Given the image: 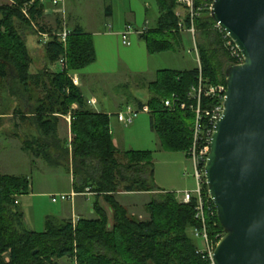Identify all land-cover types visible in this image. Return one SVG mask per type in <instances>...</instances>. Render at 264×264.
<instances>
[{"label":"trees","instance_id":"1","mask_svg":"<svg viewBox=\"0 0 264 264\" xmlns=\"http://www.w3.org/2000/svg\"><path fill=\"white\" fill-rule=\"evenodd\" d=\"M31 1L32 7H29ZM155 1L160 14L156 26L139 36L150 55L172 47L166 37H171L176 44L181 43L182 38L174 15L176 0ZM11 2L0 5V81L23 102L22 97L26 96L28 100L33 90H41L43 97L36 100L31 114L40 135L48 141V144L43 143L47 150L41 148L43 144L35 145V140L26 141L23 150L33 151L34 156L43 158L52 167H65L60 161L69 159L74 192L81 194L89 189L93 193L96 219L79 218L73 224L71 219L47 217L43 232L30 231L23 224L22 212L16 209V197L28 193V178L0 172V264H58L63 258L75 264H211L206 253L198 252L197 239L190 235L192 229L200 227L195 219L194 199L181 204L174 193L155 186L150 153L118 152L112 143L108 116L86 109L80 90L70 79L69 73L95 62L91 36L74 28L65 45L53 38L43 46L44 57L50 65L62 59V70L54 74L46 70L31 74V57L24 33L30 31L36 35L32 24L37 26L42 19L44 5L40 0ZM25 5L29 7L30 21L22 13ZM57 20L54 31L61 26ZM214 25L207 13L196 22L197 31L205 38L199 43L201 72L210 83L218 84L225 83V70L232 64ZM39 28L52 32L43 26ZM197 75L198 69L161 70L155 81L148 85L152 97L145 106L149 108L151 128L169 151L187 154L193 116L188 112L168 111L162 101L172 94L184 98ZM73 105L77 108L71 113L70 145L51 151V144L57 138L55 115H66ZM142 106L143 103L137 102L138 108ZM118 191L155 193L157 197L146 205L149 218L143 221L131 219L114 198ZM98 196H102L112 210L110 227ZM206 227L213 242H216V235L223 236L215 212L207 216Z\"/></svg>","mask_w":264,"mask_h":264},{"label":"rangeland","instance_id":"2","mask_svg":"<svg viewBox=\"0 0 264 264\" xmlns=\"http://www.w3.org/2000/svg\"><path fill=\"white\" fill-rule=\"evenodd\" d=\"M43 1L45 2L43 17L38 21L37 26H43L46 30L51 29L52 32H56L60 27L54 31L56 28L54 21L58 17L60 23L66 24L65 13L56 12L58 9L54 10L49 4V0ZM129 1L138 11V21L136 25H132L133 27H125L120 34L129 29L132 32L129 36L131 45L124 46L120 37L116 35L104 36L102 39L91 34L95 50V62L78 72L85 77V84L82 83L81 90L87 100L94 98L97 101L98 110L110 112V127L113 128V138L117 141L115 145L118 152L122 153L130 150L150 153L149 157L153 163L155 186L174 193L177 202L184 204L181 201L182 193L191 192L196 188L195 180L192 177V165L185 153L165 149L160 138L158 142L155 133L150 131L149 128V114H138L128 126L115 124V114L119 111L125 112L126 107H136L132 101L127 100L130 96L143 103L148 100L149 95H152V93L146 89V83L157 76L158 70L184 72L198 69L199 65L201 66L199 43L204 42L205 38L197 31L193 41V38L184 32L181 34V43L176 44L171 37H166L165 39L170 40L172 43L170 49L155 55L147 54L145 42L140 40L133 32L144 27L142 22L145 17L150 21L149 26L152 29L155 28V22L159 15L158 4L155 0H113L117 17L122 16L127 5H129ZM108 2L110 1L76 0L74 14L79 17L86 30L92 32L95 30V32L98 31L102 35L107 30V24L110 23L106 20L103 13V4ZM11 3V0H0V5ZM145 3L149 5L148 10H145V6L142 5ZM176 9L177 6L174 11ZM47 11L49 13L52 12V14L46 18L45 13ZM32 34L30 31H25L24 36L31 57L29 72L37 74L42 70L46 60L44 51L41 48H35L39 41L37 36ZM194 43L197 47V54ZM54 66L57 69L62 67H59L58 64ZM10 97L18 101V109L25 103L21 101L22 99L20 100V96L13 95L8 88L3 87V82L0 81V111L8 112L10 105L13 103L9 101ZM42 97L43 93L41 90H33L28 100L26 96L22 97L23 100L32 103V110H24L32 113L36 100ZM73 111L74 109L71 108L66 115L61 116L67 120L69 114L73 113ZM8 132L9 129L6 128L0 133V149L2 146L4 147V149L0 150V172L9 176H25L29 180V192L16 197V200L20 201L16 209L22 212L23 224L26 229L38 233L43 232L47 217L61 220L72 216L73 220H77L80 214L85 219H96L93 207L95 196L93 194L88 196L87 199L77 198L78 203L75 207L76 213L73 209L74 214L70 210L69 200H58L55 203L51 201L53 197L57 198L61 194L71 195L74 192L73 176L71 170H68L70 166L69 159L63 158L60 161L61 165L65 167L51 168L42 158L40 160L35 158L33 151L25 155L14 145L10 146L5 142L7 139L3 140V138H8ZM63 138L66 139L64 147H68L72 140V134L68 128ZM51 151H54L52 147ZM118 159L120 160V157ZM122 161L120 160L121 163ZM156 197L155 193L127 194L123 191H118L114 194L115 200L126 209L127 215L136 221H143L149 218L146 205ZM73 199L74 197L71 200ZM98 202L106 212L108 226L110 227L113 222L112 210L102 196H98ZM190 235L192 236L191 231ZM197 244L200 248H203L201 240L197 239ZM58 264L75 263L63 258L58 261Z\"/></svg>","mask_w":264,"mask_h":264},{"label":"water","instance_id":"3","mask_svg":"<svg viewBox=\"0 0 264 264\" xmlns=\"http://www.w3.org/2000/svg\"><path fill=\"white\" fill-rule=\"evenodd\" d=\"M210 17L243 57L225 70L204 167L223 230L212 264H264V0H214Z\"/></svg>","mask_w":264,"mask_h":264},{"label":"built area","instance_id":"4","mask_svg":"<svg viewBox=\"0 0 264 264\" xmlns=\"http://www.w3.org/2000/svg\"><path fill=\"white\" fill-rule=\"evenodd\" d=\"M214 0H177V9L174 11V15L177 19V31L180 34L184 32L189 34L194 41V36L197 32L196 22L205 13L210 15ZM31 1L28 6L32 5ZM42 5L45 4L43 0H40ZM49 4L57 10L56 12H64V0H49ZM27 5L22 8V13L26 19L30 21ZM61 9V10H60ZM53 10V11H54ZM39 44L45 46L50 40L56 38L63 45L66 44V39L70 34V29L65 23H61L60 29L56 32L42 31L40 28L32 24ZM214 29L218 31L222 38V47L225 50L227 56L231 60V66L241 65L243 63V57L240 51L237 49L228 35L215 24ZM148 28L144 27L141 30H135L133 33L137 36L143 35L147 32ZM132 32L127 29L120 34L121 43L124 46H130V34ZM197 54V47L195 46ZM198 57V56H197ZM59 64L63 67L64 61L59 60ZM226 97V84L210 83L206 79L202 72L201 66L198 67V75L194 85H191L184 98L178 94H172L169 98L162 101L163 106L171 112H188L192 118V124L190 128L191 144L187 151L186 157L189 159L192 165V177L195 180L196 188L193 191H186L182 193L181 201L184 204L194 199L195 205V219L200 223V227H196L191 230L192 237L199 239L203 243V248H200L198 252L206 253L212 264V254L215 246L219 242L222 236L216 235L213 242L207 231L206 218L213 215L215 209H212V202L207 192L206 181L204 176V167L207 160V156L210 151L211 136L215 123L219 120L223 112V104ZM149 114V108L142 106L141 108L126 107V111H119L115 114L119 123L124 126H128L138 116V114ZM67 121H71V114H69ZM89 189H86L82 195H92ZM76 193L71 195L61 194L57 198L53 197L52 202L55 203L58 200L67 201L71 200ZM212 205V206H211ZM214 208V206H213ZM216 215V213H215ZM77 220H73V224Z\"/></svg>","mask_w":264,"mask_h":264},{"label":"crops","instance_id":"5","mask_svg":"<svg viewBox=\"0 0 264 264\" xmlns=\"http://www.w3.org/2000/svg\"><path fill=\"white\" fill-rule=\"evenodd\" d=\"M109 1L110 2H108L107 4H105V3L103 4V13H104V16L106 17V20L108 22H110V23L107 24V28H106L107 30L105 32H103L102 35H100L101 33L98 32V31L95 32V30H94V32H92V31H88V30H86V28H84V26L80 22L79 17L76 14H74L75 13V10H74L75 6L74 5L76 3V0H64L63 8H64V13H65L67 27L70 30L74 29V28H80V29L83 30L84 33H86L88 35L92 34L93 36L100 37L102 39H103L104 36H111V35H116V36L120 37V32L125 27L137 24L136 22L138 21V11L136 10L135 7H133L130 4V1H129V5H127L126 10H124V12L122 13V16L117 17L116 14H115V8H116L115 7V3L113 4V0H109ZM142 5L145 6V10H148L147 9V8H149L148 4L145 3V4H142ZM50 14H52V12L49 13L47 11L45 13L46 18L50 17L51 16ZM159 15H158V17H159ZM158 17H157V19H158ZM157 19H156V21H157ZM56 20L60 22V19L58 17H56L54 23H56ZM149 23H150L149 19H147L145 17L144 21L142 22V25H144V27H146L148 29H152L149 26ZM143 28H141V29H143ZM138 38L140 40H142L139 36H138ZM39 45H40L39 42H37V45H36L35 48H41V50L43 51L42 45H40L41 47ZM138 48H141V47H138ZM146 52L148 54V51H146ZM55 64H58L59 67L61 66L59 64V62L55 63ZM55 64L50 65V64L44 63L43 64L44 66H43L42 70H46L48 73H53V74L57 73V72H60L62 70V67L57 69V67L54 66ZM159 71H161V70H158V72ZM78 72L79 71L71 72L69 74L70 79L72 80L74 85L80 90V92H81V94H82V96H83V98H84V100L86 102V104H85L86 109H88L91 112L96 113V114H106L108 116V118H109V132H110V135L112 137L111 138L112 139V143H113L114 147L117 149V147L115 145L117 141L113 138V132H112L113 128L110 127V125H111L110 116H109L110 112H105L104 110H98L97 109L98 103H97V101L94 98H91L90 100H87L85 98V96H84V94L82 93V90H81L82 89V85L85 84V77H84L83 74H79ZM155 79H156V76H155L154 79H151L150 81H148L146 83V89L148 90V92H149L148 85L150 83L154 82ZM151 97H152V95L150 94L149 97H148V100H146V102H144V103L139 101V100H137V99H135V98H133L132 96H130L127 100L128 101H132L135 104V106L137 107V102H141L144 105H146V103L149 101V99ZM9 101L10 102L12 101L13 103L10 105V109L8 110V112L0 111V133L3 130H5L6 128L9 129L8 138H3V140L7 139V141H5V142H7L10 146L14 145V147L18 148L20 150V152L25 154V155L27 154V152H25L23 150V146H24V143L26 141L32 142V141L35 140V141H37V142L34 143L35 145H39V144H43V143L48 144V141L46 139H44L42 137V135H40V132H39V130L37 128L36 122L34 121L33 115L31 114V112L28 111L29 112L28 113V112L25 111L26 109H31L32 108L31 107L32 103H29V101L25 100V103L22 104L21 107L18 109V107H17L18 106V101L15 98L10 97ZM72 109L75 110L76 106L73 105ZM60 116L59 115H55V117H56V133H57L56 134V136H57L56 141H58L59 144H57L56 141L53 142V144H51L53 150L54 149L59 150V147L60 148L64 147V143L66 142V139H64L63 137L66 134L67 128H68V130L70 132V124L71 123L68 122L67 120H65L63 118V116H61V117ZM115 124L119 125L121 123H119L117 121V119H116V123ZM149 128H150V131L154 132L152 130V128H151V122L150 121H149ZM155 136H156V139L159 142V138L156 135V133H155ZM46 144H43L42 146L39 145V146H41V148L44 147L47 150L48 147H47ZM1 149H4V147L2 146ZM128 151H130V150H128ZM128 151H125V152H128ZM35 158H37L39 160L41 159L38 156H35ZM42 160H43V158H42ZM44 162H46V161H44ZM49 167H51V168H61L62 166H55V167L49 166ZM29 187H30V185H29ZM160 190L166 191V190H164L162 188ZM28 192H29V189H28ZM73 193L75 194V192H73ZM127 194H130V193H127ZM88 196L89 195H82V193L81 194H77L76 193V195L74 196V199L73 200H69L70 210L72 211V213H73V209H74V212L76 213L75 207H76V204L78 203L77 198L78 197H82V198H86L87 199ZM16 203H17V205H19L20 201L16 200ZM79 218H82V216H80V214L77 217V219H79ZM66 219H71L73 221L72 216L69 217V218L68 217L67 218H62L61 220H66ZM44 227H45V225H44Z\"/></svg>","mask_w":264,"mask_h":264},{"label":"bare ground","instance_id":"6","mask_svg":"<svg viewBox=\"0 0 264 264\" xmlns=\"http://www.w3.org/2000/svg\"><path fill=\"white\" fill-rule=\"evenodd\" d=\"M32 7V6H31Z\"/></svg>","mask_w":264,"mask_h":264}]
</instances>
